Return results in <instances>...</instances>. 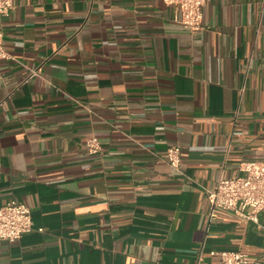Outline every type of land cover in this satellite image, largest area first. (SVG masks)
Here are the masks:
<instances>
[{
	"label": "crops",
	"instance_id": "0c3cea01",
	"mask_svg": "<svg viewBox=\"0 0 264 264\" xmlns=\"http://www.w3.org/2000/svg\"><path fill=\"white\" fill-rule=\"evenodd\" d=\"M203 11L199 31L165 0H15L0 17V207L26 203L34 226L0 239V264H215L238 248L264 264V212L211 218L206 193L264 160V0Z\"/></svg>",
	"mask_w": 264,
	"mask_h": 264
},
{
	"label": "built area",
	"instance_id": "2783aa9c",
	"mask_svg": "<svg viewBox=\"0 0 264 264\" xmlns=\"http://www.w3.org/2000/svg\"><path fill=\"white\" fill-rule=\"evenodd\" d=\"M176 6V20L192 31L201 30L204 20L203 6L206 0H165ZM15 6V0H0V17L9 15ZM4 44V32L0 31V58H7ZM40 68L31 69L30 76L39 75ZM89 153L95 154L102 150L97 136L89 137L85 142ZM181 147L172 145L167 149V160L175 167H180ZM240 175L236 177L221 176L217 183L206 189L210 203V217H215L218 208L229 210L243 219L258 220V213L264 212V160H248L240 164ZM33 217L29 205L12 199L0 207V239L16 241L32 231ZM43 230L44 228H39ZM219 256L215 264H252L250 254L241 249L212 251ZM202 252L194 264H201Z\"/></svg>",
	"mask_w": 264,
	"mask_h": 264
}]
</instances>
